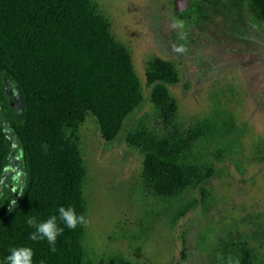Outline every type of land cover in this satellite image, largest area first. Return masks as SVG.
<instances>
[{
  "label": "rangeland",
  "instance_id": "1",
  "mask_svg": "<svg viewBox=\"0 0 264 264\" xmlns=\"http://www.w3.org/2000/svg\"><path fill=\"white\" fill-rule=\"evenodd\" d=\"M98 1L117 37L131 48L145 96V71L154 56L171 61L179 80L170 87L176 101L171 117L147 99L112 141L103 138L92 116L79 126L90 220L83 235L86 257H117L125 264H234L243 245L264 264V15L245 0L229 22L215 16L187 26L171 0ZM176 21L183 29L173 28ZM179 45L187 51L176 52ZM4 84L20 109L16 82L7 78ZM3 122L12 147L0 192H17L24 180L23 152L4 117ZM130 128L153 141L168 131L188 138L185 159L202 184L177 196L158 194L143 171L145 142L125 140Z\"/></svg>",
  "mask_w": 264,
  "mask_h": 264
},
{
  "label": "trees",
  "instance_id": "2",
  "mask_svg": "<svg viewBox=\"0 0 264 264\" xmlns=\"http://www.w3.org/2000/svg\"><path fill=\"white\" fill-rule=\"evenodd\" d=\"M244 1L192 0L194 16L186 24L215 16L229 22ZM249 1L264 15V0ZM7 78L16 82L20 109L9 99ZM178 80L173 63L154 56L145 71V96L131 48L117 37L98 0H0V180L12 147L3 117L21 143L24 174L17 192H0V264L19 247L33 250L32 264H125L117 257L87 258L85 227L69 229L59 220L61 206L86 216L78 128L92 116L103 138L112 141L147 99L171 117L176 101L170 87ZM125 140L142 146L143 171L158 194L177 196L202 184L185 159L188 138L168 131L153 141L130 128ZM52 215L64 228L55 252L46 239H29L35 229L27 224L30 216L40 222ZM234 264L260 263L242 245Z\"/></svg>",
  "mask_w": 264,
  "mask_h": 264
},
{
  "label": "clouds",
  "instance_id": "3",
  "mask_svg": "<svg viewBox=\"0 0 264 264\" xmlns=\"http://www.w3.org/2000/svg\"><path fill=\"white\" fill-rule=\"evenodd\" d=\"M183 27L184 24L182 21H176L173 24V28L183 29ZM180 38L186 39V33L181 31ZM175 51L178 53H184L187 49L184 45H179L175 47ZM42 147L47 150L46 145ZM21 196H23V193H21ZM13 203H15V201H13ZM58 214L59 220L63 221L64 225L69 229L75 230L77 227H86L90 223V220L86 218L84 214H77L76 210L71 206L59 207ZM27 224L29 227L35 229V231L29 234V239L35 242L46 239L50 245V250L53 252L56 251L55 244L58 237L64 231V228L59 226L58 217L56 215H52L47 220L40 222H37L35 217L30 216L27 219ZM33 255L34 253L31 248H13L10 250V254L7 257V264H32ZM41 264H43V262H41Z\"/></svg>",
  "mask_w": 264,
  "mask_h": 264
},
{
  "label": "water",
  "instance_id": "4",
  "mask_svg": "<svg viewBox=\"0 0 264 264\" xmlns=\"http://www.w3.org/2000/svg\"><path fill=\"white\" fill-rule=\"evenodd\" d=\"M192 0H173L175 13L178 17L190 21L193 19V11L191 8Z\"/></svg>",
  "mask_w": 264,
  "mask_h": 264
},
{
  "label": "flooded vegetation",
  "instance_id": "5",
  "mask_svg": "<svg viewBox=\"0 0 264 264\" xmlns=\"http://www.w3.org/2000/svg\"><path fill=\"white\" fill-rule=\"evenodd\" d=\"M178 17V16H177ZM180 20H182V21H184L185 23H188L189 24V21H186L185 19H183V18H180V17H178ZM192 20V19H191ZM190 20V21H191Z\"/></svg>",
  "mask_w": 264,
  "mask_h": 264
}]
</instances>
